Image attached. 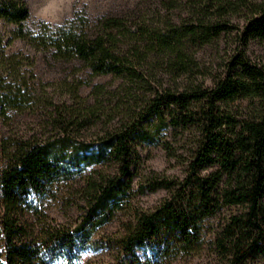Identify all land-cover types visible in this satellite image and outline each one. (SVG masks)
Instances as JSON below:
<instances>
[{
	"label": "trees",
	"instance_id": "1",
	"mask_svg": "<svg viewBox=\"0 0 264 264\" xmlns=\"http://www.w3.org/2000/svg\"><path fill=\"white\" fill-rule=\"evenodd\" d=\"M192 6L193 22L164 33L153 30L144 48L179 56L186 38L203 45L235 30L243 49L233 56L224 76L210 88L159 94L137 110L130 123H119L90 142L76 143L64 134L52 141L18 143L0 168V264H90L81 259L88 247L114 250L116 257L108 264H165L199 248L203 220L225 206L241 208L216 238L227 264L264 257V69L245 54L251 41L264 40V2L197 0ZM234 16H243L242 26L232 23ZM28 17L25 0H0V20L17 27L8 39L0 34V116L23 111L34 100L20 74L21 57L5 52L17 39L46 51L53 60H77L92 75L136 76V36L147 34L146 29L118 16H102L81 24L75 19L57 26L39 23L37 29L27 30L23 23ZM72 94L77 97L76 89ZM239 98L256 104L253 116L237 119L231 113L229 104ZM192 102L200 104L196 114L188 111ZM163 105L187 113L172 115V125L191 124L197 130L186 176L151 183L150 191L166 189L168 196L151 211L131 212L115 239L94 242L93 231L128 206L134 182L133 134L149 117L163 118ZM109 161L116 166L114 173L92 169L84 177L79 190L83 205L74 227L50 223L37 210L35 199L43 198L55 183ZM206 168L214 169L202 173ZM26 213L39 217L37 229L28 230ZM137 249L146 251L143 262Z\"/></svg>",
	"mask_w": 264,
	"mask_h": 264
},
{
	"label": "rangeland",
	"instance_id": "2",
	"mask_svg": "<svg viewBox=\"0 0 264 264\" xmlns=\"http://www.w3.org/2000/svg\"><path fill=\"white\" fill-rule=\"evenodd\" d=\"M264 2V0H251ZM29 17L24 29H37L39 23L50 26L75 19L94 22L102 16H118L128 24L142 27L148 32L137 35L140 60L136 76L92 75L77 60L64 62L53 60L46 51L33 49L26 41L17 39L5 49L7 55L19 54L22 61L20 74L34 95L31 105L23 111L10 110L0 116V168L6 163L18 143L52 141L66 134L70 139L90 142L119 123H130V117L147 102L168 91L172 94L210 88L224 76L231 59L243 47L236 31L221 33L203 45L184 39L180 55L176 52L158 53L144 48L153 30L166 32L171 27L181 29L193 22V6L197 0H25ZM232 23L242 26L243 16H234ZM17 27L0 20V34L5 39ZM138 33V32H137ZM245 54L252 64L264 69V40L251 41ZM28 57V59H25ZM76 89V96L72 94ZM255 105L250 99L239 98L228 109L237 118L254 115ZM162 117H149L133 134L131 147L133 158L131 172L134 176L133 194L124 210L106 224L97 227L91 239L94 242L115 239L124 230L131 212L151 211L168 196L166 189L150 191L153 182L162 179L179 181L186 176L192 149L197 139L194 125H172V115L182 112L176 107L162 106ZM200 104L192 102L188 111L196 114ZM92 169L106 174L116 170L113 162L82 169L81 174L55 183L40 199H35L37 210L46 215L48 222L74 227L79 220L81 199L79 190L84 177ZM214 168H206L208 173ZM241 212L240 207H222L214 216L202 222L200 247L190 253H180L165 264H227V255L216 245L230 216ZM27 228L37 229L39 217L26 213ZM1 252V248H0ZM140 261L146 259V251L137 249ZM116 252L110 248H86L81 259L90 264H108ZM3 261V258H0ZM1 263V262H0ZM249 264H264L258 257Z\"/></svg>",
	"mask_w": 264,
	"mask_h": 264
}]
</instances>
